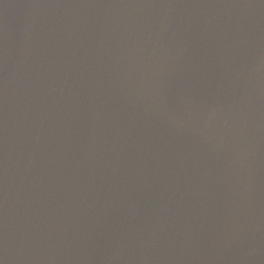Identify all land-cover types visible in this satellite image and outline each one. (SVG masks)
Instances as JSON below:
<instances>
[{
	"label": "water",
	"instance_id": "95a60500",
	"mask_svg": "<svg viewBox=\"0 0 264 264\" xmlns=\"http://www.w3.org/2000/svg\"><path fill=\"white\" fill-rule=\"evenodd\" d=\"M0 264H264V0H0Z\"/></svg>",
	"mask_w": 264,
	"mask_h": 264
}]
</instances>
